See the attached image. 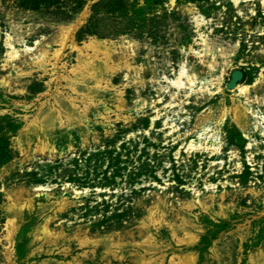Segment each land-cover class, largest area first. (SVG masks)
<instances>
[{"label":"rangeland","instance_id":"rangeland-1","mask_svg":"<svg viewBox=\"0 0 264 264\" xmlns=\"http://www.w3.org/2000/svg\"><path fill=\"white\" fill-rule=\"evenodd\" d=\"M90 41L111 53L95 61L103 88L84 70ZM208 48L213 69L199 57ZM181 69L195 85L185 76L175 88ZM38 133L55 151L34 152ZM20 195L30 208L20 211ZM48 216L56 238L37 240ZM145 254L264 264L252 262L264 256L263 0H0V264H139Z\"/></svg>","mask_w":264,"mask_h":264},{"label":"bare ground","instance_id":"bare-ground-1","mask_svg":"<svg viewBox=\"0 0 264 264\" xmlns=\"http://www.w3.org/2000/svg\"><path fill=\"white\" fill-rule=\"evenodd\" d=\"M171 1V4H174L175 2H176V0H170ZM236 3L238 2V0H234ZM248 1H252V0H248ZM263 3H264V0H263ZM82 22V20H79V22L78 23H76V24H73V25H70V26H67L66 28H64L62 31H61V34H62V37H61V40H62V45H65L66 44V42L71 38L72 39V37H73V35H74V32H75V30L77 29V27H78V24H80ZM203 42L205 43V45L206 46H208V42H207V40H203ZM86 47L87 48H91V49H93L94 50V54L93 55H91V61L90 62H87L86 64H85V66H84V70H86L87 71V73L89 74V76H91L92 77V79L93 78H95L96 79V81H98V85L99 84H101L99 87H101V88H103V85H102V80H103V78H102V76L101 77H98L97 76V71H96V68H95V61L96 60H98L100 57H99V55H101V54H103L104 55V57H108V56H110L111 55V53L110 52H107V51H103V48H101V47H99V48H96L95 49V47H97V46H95L94 45V41H90L88 44H86ZM78 49H81V48H78ZM211 53V51H209V48H208V51H206L205 50V53H203V55L201 54L199 57H201V59L203 58L204 60H202V62H204V63H206L208 66H209V68L210 69H213L214 67H215V61L214 60H216V59H212V58H210V56L212 55V54H210ZM54 56L57 58V57H61V55H60V53H58V51L56 52H54ZM206 57L207 58H209V59H206ZM82 60V58L80 57V61ZM44 61V59H41L40 61H39V65L40 64H42V62ZM107 66H106V70L108 71V70H110V67L108 66V64L107 63H105ZM117 68H116V66L115 67H113L112 69H111V71H114V70H116ZM78 70H79V67L78 68H76V67H73L72 68V70H71V72L74 74V75H76L77 74V72H78ZM185 76L187 77V82H189V83H191V86H193V85H195L196 84V80H197V77L195 76V75H192V76H190V75H186L185 74V72L181 69L180 70V72H179V74L177 75V77H176V80H174V82H173V84L175 85V88H177V89H180L181 87H182V85L184 84V79H185ZM3 83H5L6 81L5 80H3L2 81ZM75 82H78V80H75V81H71V82H69L68 83V85H69V87L70 88H72L73 90H75V91H77V89H76V87H75ZM255 84H257V83H255ZM254 84V85H255ZM237 88L240 90L239 92H240V94H246L247 92H248V90H249V88H250V84H247V83H245V84H243V85H238L237 86ZM207 89H208V87H207ZM205 89H204V87H202L201 88V91H204ZM72 100H74V99H72ZM73 103V102H72ZM75 107V109L77 110H80V108L78 107V106H74ZM55 111H56V109H55ZM84 110H80L79 112L81 113V112H83ZM237 112H239V110H236ZM240 113V112H239ZM64 113L62 112V111H59V118L61 119V116L63 115ZM66 117H68V119L70 120V116H71V112H69L68 110H66L65 111V114H64ZM38 117H39V119L40 118H42V116H41V114H38ZM38 119V120H39ZM36 120V118L34 119L33 118V120H32V122L31 123H33V126H35L36 125V122L38 121H35ZM154 124V119H153V123H152V125ZM165 124V126H167L168 125V122H165L164 123ZM36 128H38V126L36 127ZM36 130V129H35ZM37 138H38V141H39V144H38V146H37V148L35 149V151L34 152H41V153H44V152H46L47 150H49V151H55V149H56V147H55V144L54 143H52V141L51 140H48V139H42L41 137H40V135H39V133L37 134ZM47 138V137H46ZM134 138H136V134L135 133H130L129 135H128V138H127V140H132V139H134ZM29 144V143H28ZM30 145V144H29ZM250 147V146H249ZM189 150L188 151H190L191 149H193V151H196V150H198L197 149V147L193 144V141L190 143V145H189V148H188ZM216 149V148H215ZM24 150V149H23ZM22 150V151H23ZM211 151V150H210ZM179 153V151L177 152V154ZM212 154H214V152H212ZM40 186V185H39ZM38 186V187H39ZM41 187V186H40ZM77 193V192H76ZM10 197V196H9ZM13 199V198H12ZM12 199H10V200H12ZM15 204H16V202H18L19 204H20V206H19V209H20V211H21V208L22 207H26V205H27V207H28V201H25V199H23V197L20 195V196H16L15 198ZM13 199V200H14ZM15 204L13 205V204H9V206L7 207L8 208V210L9 211H11V210H13L14 209V207H15ZM66 205H67V201H62V202H60L59 203V206H58V209L61 211V210H63L65 207H66ZM186 207L187 208H191L192 207V205L191 204H187L186 205ZM28 208H30V205H29V207ZM159 208H157L156 209V212H153V214L155 215V214H157L158 215V212H159V210H158ZM161 211V210H160ZM153 214L149 217V220L151 221V222H149V225H151L152 227H158V226H160L163 222H164V220H163V218H164V213L162 212L160 215V219H155L154 218V216H153ZM51 217H46L44 220H43V222L41 223V224H39V227L37 228V231L34 233V237L35 238H37V240H39V239H45L46 240V242H48V241H54L55 240V238H56V236H55V233H54V231L50 228V223H51ZM186 220V219H185ZM187 222H184V225L186 224ZM6 227L8 228V235H7V239H8V244H11L9 247H12V245H13V239H14V235L17 233V230H18V226H17V224H16V218L15 217H9V219H8V221H7V223H6ZM188 234V237L187 238H185L186 240H187V242L189 243V242H195L198 238H197V236L194 234V232H188L187 233ZM241 237L244 239V237L245 236H243V235H241ZM153 236L152 235H150V236H148L147 237V239H146V244H147V246H148V244H149V246L147 247V252H153V250H154V246H153V244L151 243L152 241L151 240H153ZM11 240V241H10ZM88 241V240H87ZM150 242V243H149ZM56 244V243H55ZM113 246H119V245H117V244H115V245H113ZM38 248H40V247H38ZM12 251H13V249H12ZM12 251H9L12 255H13V253L14 252H12ZM147 257V258H146ZM263 258L264 256H261V255H259V258L257 259V260H255L254 258H252V262L253 263H255V262H258L259 260H260V258ZM11 261V260H10ZM138 261H136V263H137ZM191 262H193V260H192V258H191V256L189 257V256H187V259H186V262H185V264H191ZM139 264H164V261H163V259L162 260H160V261H158V259L156 258V257H153V256H148V255H144V257H143V261H141Z\"/></svg>","mask_w":264,"mask_h":264}]
</instances>
